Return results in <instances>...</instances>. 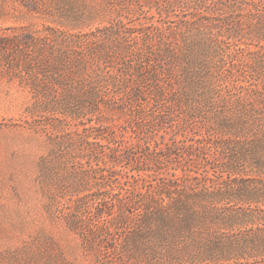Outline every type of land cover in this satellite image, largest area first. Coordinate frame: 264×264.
<instances>
[{
    "label": "rangeland",
    "instance_id": "rangeland-1",
    "mask_svg": "<svg viewBox=\"0 0 264 264\" xmlns=\"http://www.w3.org/2000/svg\"><path fill=\"white\" fill-rule=\"evenodd\" d=\"M0 264H264V0H0Z\"/></svg>",
    "mask_w": 264,
    "mask_h": 264
},
{
    "label": "trees",
    "instance_id": "trees-1",
    "mask_svg": "<svg viewBox=\"0 0 264 264\" xmlns=\"http://www.w3.org/2000/svg\"><path fill=\"white\" fill-rule=\"evenodd\" d=\"M3 44V43H2ZM3 46V45H2ZM4 47V46H3ZM170 209V208H169ZM235 214H238V213H235ZM171 214L169 213V211H168V209L166 208V209H164L162 212H160V213H157L154 217H156V218H158L159 220L160 219H162V220H164L165 218H167L168 216H170ZM238 216V215H237ZM236 216V217H237ZM243 216H245V217H248V216H253V213L251 212V213H244L243 214ZM238 217H240V216H238ZM155 218V219H156Z\"/></svg>",
    "mask_w": 264,
    "mask_h": 264
}]
</instances>
